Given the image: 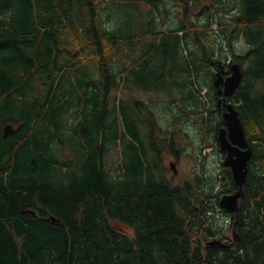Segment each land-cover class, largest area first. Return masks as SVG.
Returning a JSON list of instances; mask_svg holds the SVG:
<instances>
[{
  "label": "trees",
  "instance_id": "1",
  "mask_svg": "<svg viewBox=\"0 0 264 264\" xmlns=\"http://www.w3.org/2000/svg\"><path fill=\"white\" fill-rule=\"evenodd\" d=\"M232 62L252 154L229 212ZM0 264H264V0H0Z\"/></svg>",
  "mask_w": 264,
  "mask_h": 264
},
{
  "label": "water",
  "instance_id": "2",
  "mask_svg": "<svg viewBox=\"0 0 264 264\" xmlns=\"http://www.w3.org/2000/svg\"><path fill=\"white\" fill-rule=\"evenodd\" d=\"M222 68V66H221ZM223 69L216 74L213 82L224 96H231L240 84L243 76L242 67L239 63L235 62L230 66V73L223 76ZM226 110L222 114L224 127H221L217 134L219 148L226 152L223 160V165L231 170V176L234 183L239 187L238 191L232 194H224L220 198V206L229 212L238 210V199L243 197L242 186L246 179L248 171V162L250 160L252 149L245 138V131L243 129L241 120L238 116L237 110L231 103L225 104ZM10 128L7 126L4 133L9 132ZM171 169H174V164H170ZM209 245L228 247L225 243L218 239L208 242Z\"/></svg>",
  "mask_w": 264,
  "mask_h": 264
},
{
  "label": "rangeland",
  "instance_id": "3",
  "mask_svg": "<svg viewBox=\"0 0 264 264\" xmlns=\"http://www.w3.org/2000/svg\"><path fill=\"white\" fill-rule=\"evenodd\" d=\"M123 95L126 96V97L136 96L140 100H143V101H148V100H152V99H155V98H160V96H158V94L152 93V92H150V93H142V92H131V93H129V92H124ZM178 139H183V138L180 137ZM212 157H214V155H210L209 159H211ZM166 165L168 166V161L166 162ZM196 165H197L196 162L194 160H191L190 157H188V158L182 157L181 160H180V163L177 166L179 172L181 171V175L178 176L177 179L178 180L179 179L184 180L186 178L192 177L193 176L192 170H193V167L195 168ZM216 220L221 222L222 221V217H218ZM220 224H223V223L221 222ZM217 226H219V225L217 224ZM225 232H226V234L229 237H231L232 232H231L230 229L225 230Z\"/></svg>",
  "mask_w": 264,
  "mask_h": 264
},
{
  "label": "flooded vegetation",
  "instance_id": "4",
  "mask_svg": "<svg viewBox=\"0 0 264 264\" xmlns=\"http://www.w3.org/2000/svg\"><path fill=\"white\" fill-rule=\"evenodd\" d=\"M230 64V63H229ZM228 67H229V65H228ZM224 70V69H223ZM230 71H229V69H226V73L228 74ZM224 73V72H223ZM226 74V75H227ZM220 92H217V88H216V92H217V94H218V96H220V97H218V100L220 101V103H219V101L217 102V104H218V107H220V109H223L222 110V112H221V116H222V114H223V112L225 111V103H228V101H226L225 99H224V96H223V93H222V88L220 87ZM218 142V141H217ZM218 144V143H217ZM218 147H219V144H218ZM212 149L213 148H211V147H207V148H204V152L205 153H211V151H212ZM219 151L221 152V156H222V161H223V159L225 158V155H226V152L225 151H222L220 148H219ZM181 159V155H176V154H173V155H170L169 156V163L171 164V163H174V169H175V172H174V174L176 173V174H178V164L180 163V160ZM222 165H223V162H222ZM224 167L225 168H227L228 170H229V172H230V169H229V167H227V166H225L224 165ZM225 174H226V172H225ZM231 175V174H230ZM231 178H232V176H231ZM219 183L221 184V183H225V177L224 176H222V178H221V180L219 181ZM238 189H239V187L234 183V181H233V184H232V186L230 187V188H228V189H226L225 190V192L227 193V194H232V193H235L236 191H238ZM239 200H240V198L238 199V204H239Z\"/></svg>",
  "mask_w": 264,
  "mask_h": 264
}]
</instances>
